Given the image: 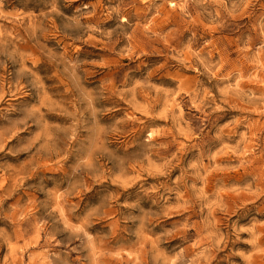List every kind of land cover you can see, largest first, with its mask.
I'll return each mask as SVG.
<instances>
[{
	"label": "rangeland",
	"instance_id": "rangeland-1",
	"mask_svg": "<svg viewBox=\"0 0 264 264\" xmlns=\"http://www.w3.org/2000/svg\"><path fill=\"white\" fill-rule=\"evenodd\" d=\"M0 264H264V0H0Z\"/></svg>",
	"mask_w": 264,
	"mask_h": 264
}]
</instances>
